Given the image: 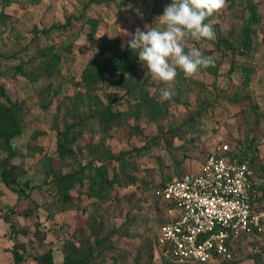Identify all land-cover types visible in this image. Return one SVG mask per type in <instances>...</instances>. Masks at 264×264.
Segmentation results:
<instances>
[{"label": "rangeland", "instance_id": "374dc122", "mask_svg": "<svg viewBox=\"0 0 264 264\" xmlns=\"http://www.w3.org/2000/svg\"><path fill=\"white\" fill-rule=\"evenodd\" d=\"M249 2L255 3L259 16L251 24L250 48L241 54L240 48L232 51L226 45L217 47L219 37L241 44V24L249 15ZM171 3L172 0H0V10L10 14L6 23L0 24V85L13 101L22 103L23 124L22 134L13 140L16 155L12 159L20 167L17 187L21 190H13V184L7 186L0 179V264H13L15 241L25 255V263L33 264L35 255L50 251L52 264H60L64 248L74 243L79 249L78 239L93 237L96 227L100 229L99 236L121 227L110 236L115 248L106 252V263L117 256V264H164L153 252L160 216L151 193L155 183L174 176L178 170L199 169L216 143H235L237 139L253 147L255 166L264 172V0H227L226 6L207 21L213 24L215 39L185 38V52L192 47L199 49L213 59L216 73L200 69L185 81L176 77L165 83L146 75L147 69L140 64L139 78L145 80V88L161 106L157 118L131 116L104 128L97 118L88 116L95 97L103 103L114 101L116 109L135 107L134 98L127 100L124 91L110 82L115 78L109 75V82L92 90L77 84L90 60L102 64L110 57L111 52H99L101 39L117 36L124 46L131 38L124 35L125 31L134 34L137 27L143 30L146 24L153 25ZM89 17L99 19L94 35L89 32ZM68 18L66 29L54 28L49 34L37 32L65 23ZM153 26L164 27L159 23ZM49 48L61 54L52 72L36 71L34 82L14 73L17 64L29 68L38 60V54ZM245 67L251 69L247 84ZM164 87L175 92L170 100H160V89ZM68 124L75 125L74 131L79 132L73 142L66 143L71 151L63 161L62 171L85 163L92 149L102 147L130 163L126 172L134 181L116 184L112 198L104 202L84 197L63 203L37 188L50 178L45 173L43 157L56 153L58 136ZM170 129L175 134L167 144L165 133ZM153 137L157 143H152ZM6 155L0 150V160ZM13 206L19 213L11 215L10 220L18 229L28 230L27 234L11 232L10 221L3 214ZM27 210L28 215L21 214ZM36 230L44 234L42 240ZM205 264L220 262L212 259ZM228 264H264V227L234 244Z\"/></svg>", "mask_w": 264, "mask_h": 264}, {"label": "trees", "instance_id": "16d2710c", "mask_svg": "<svg viewBox=\"0 0 264 264\" xmlns=\"http://www.w3.org/2000/svg\"><path fill=\"white\" fill-rule=\"evenodd\" d=\"M247 6L249 8V15L243 19L241 24V44L236 45L225 38L219 37L216 41L217 47L226 45L232 51H236L240 48L239 52L241 54L250 48L252 44L251 24L257 22L259 16L256 11L255 3L249 2ZM9 18L10 14L5 12L2 8L0 10V24H5ZM210 18L211 16L205 20V23H207ZM70 19L71 18H68L65 23L53 24L50 27L40 29L37 32L49 34L54 28L66 29L69 25ZM87 22L89 23L90 34L94 35L99 24V19L96 17H89L87 18ZM66 47L71 49V45H66ZM99 52H111V55L107 61L102 64L98 63L95 59L90 60L81 70L77 84L85 87L87 90H92L97 88L100 83L109 82L106 77V75H109L112 78H115L110 82L117 88V90L124 91L123 94L128 98L127 100L134 98L133 103L135 104V107L132 108L130 105L127 108L116 109L113 106L114 101L111 100L107 103H103L101 99L95 97V105L91 108L88 116L97 118L98 122L104 128L119 123L122 118H128L131 116L139 118L141 115H145L152 120L157 118V116H160V104L150 96L148 90L145 88V80L141 81L139 78L138 68L140 63L137 53L128 48L127 43L121 47L119 37L117 36L113 38L104 36L99 44ZM38 55V60L33 66L28 68L25 66L26 64L19 63L14 67V73L25 76L34 82L37 79L35 75L36 71L50 73L58 66L61 60V54L57 50L53 51L50 48L43 49ZM202 70H206L212 74L216 73L214 63L206 69L202 68ZM244 71L246 74L244 82L247 84L251 69L245 67ZM177 72L178 79L185 81L186 77L184 73L180 71L179 68H177ZM115 98H117V96ZM79 99H82L81 95H79ZM21 108L22 103L13 101L5 91L4 87L0 85V150L7 152V155L0 160V179L7 186H12L13 184L14 186H12V188L17 192L21 190L17 187L21 173L19 164L13 162L12 159L16 155L13 140L20 136L23 131ZM73 126L75 125L68 124L59 134L56 153L48 154L43 157L45 173L47 177L50 176V178L44 180L37 188L45 190L47 194L63 203L76 200L80 201L84 197L96 202L108 201L112 198V191L116 184H121L124 180H129L130 182L134 181V177L126 172L130 163L119 154L114 155L102 147L101 149L95 147L91 150L92 152L88 161L83 164L79 163L78 167L62 171V165L64 164L63 161L70 157L71 151L70 147L66 146V143L73 142L79 132V129L74 131ZM134 127L140 132L137 125ZM170 130L171 131L165 133V142L167 144H171L172 136L175 134L174 130ZM70 131H74L73 134L70 135ZM168 134L170 136H168ZM152 143H157V138L153 137ZM231 145H233L235 149L234 153L240 159L245 160L251 167L253 171L252 187L256 193L254 200L258 202V207L264 206V172L262 167L255 166L257 155L252 152L254 151L253 147L251 145L240 144L238 139L235 143H231ZM113 161L118 162V165L113 163ZM116 166H118V168ZM185 172V170H178L174 175H181ZM170 177H172V175L162 178L151 187L153 204L160 214L159 226L167 220L166 209L170 206V203L162 199V197L156 193V190L161 188L164 182ZM24 183L26 185L29 184L27 180H25ZM15 213L19 212L16 210L15 206H13L3 214L4 218L7 221H10L11 232H14L15 234H27L29 232L28 230L18 229L15 223L10 220V216ZM29 213L30 211L27 210L23 211L21 214L28 215ZM259 226L264 227V220L260 221ZM119 230H121V227L112 229L107 234L99 236L97 233L100 229L99 227H96V229L93 230V237H81L78 239L80 246L79 249L74 243H70L67 248H64L63 260L60 264H117L115 263L117 256H113V262L106 263L105 260L107 258L106 252L115 248L114 243L109 240L110 236L112 233L118 232ZM258 231V226H254L249 233H242L229 245L231 252H233L234 244L239 239L255 234ZM35 233L40 240L44 238V234L40 231L36 230ZM155 236L156 234L153 238V252L156 254ZM12 255L13 264H27L25 263V255L21 252L20 244L17 241L13 244ZM34 258L36 259V262L33 264L53 263V256L50 251L35 255ZM231 258L218 261L220 264H228ZM161 261L164 264L176 263L175 260L166 257L162 258ZM193 262L197 264H205L207 261Z\"/></svg>", "mask_w": 264, "mask_h": 264}, {"label": "built area", "instance_id": "2783aa9c", "mask_svg": "<svg viewBox=\"0 0 264 264\" xmlns=\"http://www.w3.org/2000/svg\"><path fill=\"white\" fill-rule=\"evenodd\" d=\"M240 146V145H238ZM233 145L221 141L199 169L168 178L156 193L170 203L155 236V252L176 262L232 257L229 245L264 220L252 187L253 171Z\"/></svg>", "mask_w": 264, "mask_h": 264}, {"label": "clouds", "instance_id": "9594fccd", "mask_svg": "<svg viewBox=\"0 0 264 264\" xmlns=\"http://www.w3.org/2000/svg\"><path fill=\"white\" fill-rule=\"evenodd\" d=\"M226 3L227 0H172L155 22L164 27H154V23L146 24L143 30L137 27L134 34L125 31L124 35L131 37L127 46L137 53L139 63L147 69L146 75L153 80L172 82L178 75L177 68L185 77L194 76L214 62L196 47L185 52V38L215 39L213 24L205 20L219 13ZM174 95L170 87L160 89L161 101L170 100Z\"/></svg>", "mask_w": 264, "mask_h": 264}]
</instances>
